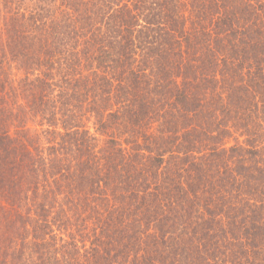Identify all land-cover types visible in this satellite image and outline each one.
I'll return each instance as SVG.
<instances>
[{
  "label": "trees",
  "instance_id": "trees-1",
  "mask_svg": "<svg viewBox=\"0 0 264 264\" xmlns=\"http://www.w3.org/2000/svg\"><path fill=\"white\" fill-rule=\"evenodd\" d=\"M0 264H264V0H0Z\"/></svg>",
  "mask_w": 264,
  "mask_h": 264
}]
</instances>
